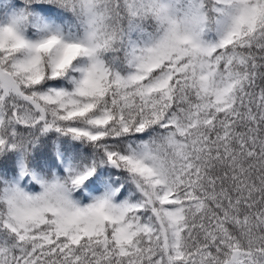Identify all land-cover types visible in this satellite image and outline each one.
Returning <instances> with one entry per match:
<instances>
[{"label":"snow or ice","instance_id":"obj_1","mask_svg":"<svg viewBox=\"0 0 264 264\" xmlns=\"http://www.w3.org/2000/svg\"><path fill=\"white\" fill-rule=\"evenodd\" d=\"M0 264H264V0H0Z\"/></svg>","mask_w":264,"mask_h":264}]
</instances>
